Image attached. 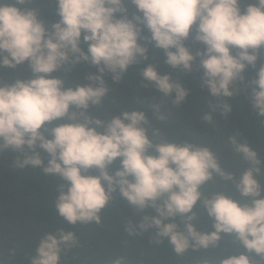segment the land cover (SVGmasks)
I'll return each instance as SVG.
<instances>
[{
  "label": "clouds",
  "instance_id": "obj_1",
  "mask_svg": "<svg viewBox=\"0 0 264 264\" xmlns=\"http://www.w3.org/2000/svg\"><path fill=\"white\" fill-rule=\"evenodd\" d=\"M131 2L137 12L129 17L125 0H56L59 20L51 29L31 6L33 0L0 2V66L27 62L33 73L28 79L0 81V151L10 148L23 154L14 161L21 169L42 167L66 181L59 185L55 206L70 224L102 223L101 211L118 189L139 212L151 207L157 213L145 214L138 224L129 222L125 230L130 235L154 228L156 244L167 239L182 255L190 248L215 247L222 233L233 234L247 251L203 264H254L248 253L264 258V186L257 179L261 160L256 150L235 134L229 137L249 164L236 178L206 144L166 138L157 142L159 129L149 134L146 111L125 109L104 119L90 109L101 105L110 91L106 71L113 82H120L134 64L148 58L147 44L139 42L143 39L163 50L172 69L184 73L193 70L199 56L197 68L202 70V86L215 101L213 111L226 116L232 110L226 98L236 94L245 69L255 67L264 48V0H251L243 9L242 0ZM144 27L150 37L142 35ZM193 28V39L204 45L195 53L185 44ZM81 61L98 70L87 76L91 83L66 85L62 76L52 75ZM141 75L175 105L189 95L188 88L172 73L161 74L155 63L147 64ZM249 83L252 106L264 116V64ZM73 106L76 111L70 110ZM152 111L157 120L167 119L159 103ZM65 117L66 122L49 127ZM202 119L211 122L212 113L205 112ZM37 147L49 154L47 164ZM117 158L121 166L111 174L109 165ZM215 176L232 181L240 198L223 191L203 195L202 187ZM197 206L212 219L214 230L197 229ZM77 244L72 231L43 234L31 264H61L62 252ZM112 264H124V257Z\"/></svg>",
  "mask_w": 264,
  "mask_h": 264
},
{
  "label": "trees",
  "instance_id": "obj_2",
  "mask_svg": "<svg viewBox=\"0 0 264 264\" xmlns=\"http://www.w3.org/2000/svg\"><path fill=\"white\" fill-rule=\"evenodd\" d=\"M0 2L14 3L15 0H0ZM251 0H242L243 7ZM128 16L136 12V6L131 0H125ZM36 8L39 18L51 29V25L59 20L56 0H33L31 5ZM23 7V6H22ZM117 15H121L117 13ZM195 29L185 44L195 53L202 50L204 45L193 39ZM142 35L151 36L144 27ZM141 44L148 46V58L140 59L124 75L120 82L112 81L110 72L104 73L105 81L109 85V93L104 102L90 109L92 115L110 119L125 109L146 111L149 119V134L152 129H159L160 139L189 141L195 144H206L216 153L221 167L232 172L236 178L249 167L243 157L237 153L229 141V137L237 135L242 142L258 152L261 160V173L257 179L264 186V116L258 115L251 102L250 81L255 77L257 69L264 64V48L260 49V56L255 67L249 65L244 72V81L236 85V94L226 98L232 106L226 116L219 110L213 111L215 101L210 97L206 86H202V70L197 68L200 57L193 62V70L184 73L180 69H172L165 63L163 50L154 46V43L141 39ZM81 46L87 50V44ZM235 54V49H233ZM149 63H155L161 73H172L186 88L189 95L181 105L172 103L171 98L164 97L148 82L143 80L142 69ZM96 66L81 61L75 65H66L65 70L53 72V76H62L66 85L76 83H91L87 80L89 74L97 73ZM33 75L31 68L25 62L15 68L0 66V81L14 82L17 78L28 79ZM159 103L161 111L166 114L165 121L156 119L152 105ZM76 111L74 106L70 109ZM205 112L212 113V121L202 119ZM67 121V117L54 120L49 127ZM47 164L49 154L37 147ZM23 158V154L15 153L10 148L0 151V261L3 264H31L41 235L52 232L58 234L60 229L72 231L78 239L76 247L70 248L61 254V264H112L120 257H124V264H203L204 260L216 261L229 255H238L246 252L242 243L233 234H223L222 239L215 247L208 249H188L182 255L173 250L167 239L160 244L154 242L155 229H148L138 235H130L126 225L131 222L138 224L145 215H157L155 209L149 207L139 212L119 193L113 192V198L102 209V223L70 224L59 215L55 202L59 194V185L66 183L58 174H46L42 167H17L14 161ZM120 160L109 165V172L114 174L120 167ZM91 171V170H90ZM201 191L210 196L215 192L223 191L226 195L239 199L232 181H224L215 176L205 184ZM264 195V193H262ZM194 211L196 218L193 223L200 231L210 232L213 229L212 219L197 206ZM169 220L171 218H168ZM168 222V221H166ZM179 223V218H177ZM181 227L183 225L181 224ZM254 264H264V258L254 252L248 253Z\"/></svg>",
  "mask_w": 264,
  "mask_h": 264
}]
</instances>
